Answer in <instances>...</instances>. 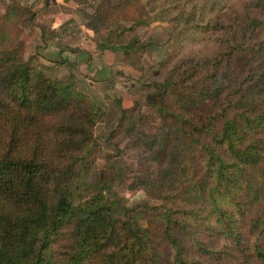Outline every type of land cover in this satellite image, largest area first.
<instances>
[{"label":"trees","instance_id":"obj_1","mask_svg":"<svg viewBox=\"0 0 264 264\" xmlns=\"http://www.w3.org/2000/svg\"><path fill=\"white\" fill-rule=\"evenodd\" d=\"M249 1L247 9L254 6ZM130 2H101L86 25L96 33L110 31L99 47L123 50L127 62L145 74L146 46L137 27L118 24L134 19ZM37 17L34 7L19 3L0 16V264H264V105L258 104L257 88L242 78L223 106L193 111L198 98L192 95L206 86L196 70L150 84L148 98L167 119L172 98L191 102L171 120L187 128L190 152L186 160L173 148L163 153L171 166L162 178L178 170L179 182L196 170L189 191L202 201L181 208L168 195L172 204L150 227L126 222L107 195L115 181L112 167H97L92 158L95 129L105 118L102 107L79 89L75 75L51 77L25 59L21 31ZM214 26L199 21L188 29L195 35ZM126 33L115 45L113 38ZM234 41L226 57L216 51L215 58L221 57L211 80L221 73L235 76L227 61L237 56L242 63L248 47ZM263 64L258 67L264 91ZM235 67L240 74L247 71L245 64ZM194 114L200 120H192ZM123 115L109 139L120 133Z\"/></svg>","mask_w":264,"mask_h":264},{"label":"rangeland","instance_id":"obj_2","mask_svg":"<svg viewBox=\"0 0 264 264\" xmlns=\"http://www.w3.org/2000/svg\"><path fill=\"white\" fill-rule=\"evenodd\" d=\"M76 1L83 6L81 19L86 23L89 20L88 14H93L101 2L110 4L119 2V0ZM247 2L250 1L131 0L128 14L130 18L134 16V19L125 20L124 13L122 15L124 20L118 21L120 26L126 28L137 27L142 44L146 46L141 53L142 62L150 70L143 74L132 61L127 62V55L123 51L120 56L134 70V75L127 76L118 87L117 81H113L112 88H109L113 89V92L115 89L114 93L91 96L105 113L104 120L98 123L95 129V136L98 138L93 146L92 158L97 167L102 168L108 163L113 169L115 181L112 191L107 195L118 203L117 216L121 220L150 227L153 222H157L163 208L172 204L168 202V195H175L176 204L181 208L202 201V198L193 197L189 191L194 183L189 184L188 181H192V175L196 172L191 171L190 164L188 168L192 174L180 178L179 182L178 178L182 176V171L178 170L162 178L163 173L171 166V159L168 156L164 158L163 153L173 148L175 152L181 151L179 158L186 160V155L190 152L186 140L188 134L186 133L187 138L184 134L187 128L173 126L175 121L171 120H175V113L182 109H190L188 106H191V102L183 96L172 98L171 114L167 119L160 106L148 98L152 90L150 84L154 80L161 82L175 78L186 70H196L199 83L206 86L192 95L198 98L196 101L198 107L190 110L200 111L211 106H223L228 94L236 89L237 84L244 78L246 79L244 84L253 89L257 88L259 96H262L258 104L264 105V91L260 86L262 75L258 67L264 62V0H251L254 6L249 9L246 6ZM14 3L30 5L24 0H0V16L4 14L7 6ZM255 5L260 6L259 9H256ZM199 21L216 25L214 26L216 29L197 32L194 35L192 32L194 29L188 28ZM26 25L27 23L23 24L24 27ZM22 31L20 39L24 42ZM110 33L103 30L97 34L99 39H102L105 36L109 38ZM128 36L126 33L120 38H113V42L119 46V42ZM237 39L248 48L242 63L237 56L227 61L229 70L235 76L229 78L228 73L226 75L221 73L211 80L210 70L222 54L226 57V52L232 50L236 42L234 40ZM216 51H220L221 54L217 58ZM228 57L230 58V55ZM165 62L166 64L161 66ZM235 64H245L247 71L240 74ZM262 67L264 68V64ZM158 68L160 72L155 73ZM251 74L256 75L251 78ZM123 93L126 96L122 95ZM123 102H126L127 107L123 106ZM237 102L238 106H242L239 96ZM250 104L252 106L253 101ZM124 108L130 112L123 115ZM122 115L124 125L120 133L109 139V134L118 125ZM192 120L198 121L200 116L194 114ZM187 186L190 187L186 189Z\"/></svg>","mask_w":264,"mask_h":264},{"label":"crops","instance_id":"obj_3","mask_svg":"<svg viewBox=\"0 0 264 264\" xmlns=\"http://www.w3.org/2000/svg\"><path fill=\"white\" fill-rule=\"evenodd\" d=\"M24 2L38 11L36 22L27 23L22 31L25 59L31 66L51 77L75 75L79 89L90 96L114 93L116 90L110 89L113 81H117L118 87L127 76L134 75V70L120 56L123 50L99 47L108 36L99 39V35L87 27L81 19L83 6L78 1ZM125 103L123 106L127 107Z\"/></svg>","mask_w":264,"mask_h":264}]
</instances>
